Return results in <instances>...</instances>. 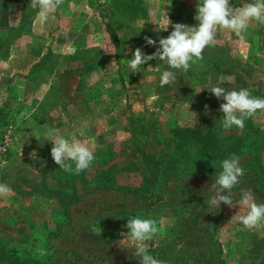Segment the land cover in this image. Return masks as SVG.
Instances as JSON below:
<instances>
[{
	"label": "rangeland",
	"instance_id": "obj_1",
	"mask_svg": "<svg viewBox=\"0 0 264 264\" xmlns=\"http://www.w3.org/2000/svg\"><path fill=\"white\" fill-rule=\"evenodd\" d=\"M80 1L77 14L86 15L85 4L92 8L94 33L102 22L114 27L121 17L117 11L125 10L118 0ZM30 2L0 0V183L12 189L0 197V264H140L126 227L135 217L157 221L160 231L147 242L148 254L164 264H264V228L249 231L228 223L244 192L264 203V181L258 179L264 110L246 119L243 130H225L219 111L225 101L209 91L246 88L264 98V50L248 58L226 50L221 65L211 62L212 69L195 75L201 84L191 85L186 72L173 70L177 82L161 87L162 72L171 69L152 60L133 73L128 47L106 32L88 52L64 55L76 68L60 70L51 50L59 17L55 12L41 25ZM236 2L239 7L253 0ZM77 20L80 28L85 19ZM257 26L264 32V25ZM160 38L154 39L157 45ZM141 48L149 55L156 51ZM48 75L50 84L41 87ZM223 79L231 83L220 84ZM137 119L146 128L145 149L158 162L148 171L130 138ZM202 125L214 132L202 133L203 147L228 136H243L251 146L223 159L203 155L195 145L179 149L177 129ZM55 129L94 150L89 169L76 175L55 164L48 140ZM233 155L246 169L240 183L224 193L235 205L213 206L211 184L222 161ZM164 168L169 176L163 188ZM37 248L49 254L39 256Z\"/></svg>",
	"mask_w": 264,
	"mask_h": 264
},
{
	"label": "clouds",
	"instance_id": "obj_2",
	"mask_svg": "<svg viewBox=\"0 0 264 264\" xmlns=\"http://www.w3.org/2000/svg\"><path fill=\"white\" fill-rule=\"evenodd\" d=\"M63 0H31L29 7L38 9L36 19L44 25L56 12ZM167 23L159 25L157 31H172L166 38L157 41L145 36L144 41L148 46H155L156 51L146 54L141 47L132 51L129 67L133 73L141 72L145 64L152 60L163 61L169 69L162 72L160 86L172 85L177 82V72L189 71L197 61L203 60L204 50L217 44V34L220 30H229L236 37L243 40L250 22L256 21L264 25V0H253L243 6L235 7L231 0H200L196 6L194 20L195 26L184 23L173 24L167 17ZM106 50V49H105ZM107 51V50H106ZM108 52V51H107ZM216 98L225 102L220 104L219 111L223 113L222 127L230 130L234 126L240 130L245 127V120L254 117L258 110H264V98L253 96L246 88L226 91L223 87L212 86L209 90ZM207 105L205 108L207 109ZM52 142L51 157L60 169L67 173L79 175L90 168L96 159L94 150L84 142L76 139H67L55 129L49 133ZM74 166V167H73ZM215 182L211 184L214 195L210 204L218 206L223 203L232 208L235 203L225 191H231L240 183V177L246 169L240 166L239 157L233 155L224 159ZM12 189L5 183H0V197H7ZM240 210L234 214L228 223L241 224L249 231L264 228V203H257L252 192H244L239 203ZM246 209L242 214L241 210ZM127 229L131 241L135 242L134 256L138 257L140 264H164L163 261L148 254L149 244L160 229L157 221L151 218L135 217L127 220ZM264 237V232L260 233ZM36 254L47 256L49 253L44 248H37Z\"/></svg>",
	"mask_w": 264,
	"mask_h": 264
},
{
	"label": "crops",
	"instance_id": "obj_3",
	"mask_svg": "<svg viewBox=\"0 0 264 264\" xmlns=\"http://www.w3.org/2000/svg\"><path fill=\"white\" fill-rule=\"evenodd\" d=\"M120 5L125 7L123 12H119L121 16L116 22L114 27H111L108 23L102 22V30L99 29L94 33L95 23L92 16V8L90 9L87 4L82 12L86 15L77 14L78 5L81 4L80 0H63V3L56 10V15L59 17L60 22L57 32L54 33V42L51 48L54 57L56 58L57 69L63 70L68 68H76L69 65L64 59V55L71 54L78 49L85 48V52H88V48L98 42L97 37L101 38L104 33H108L107 28L113 30L116 40L119 44L125 45L127 53H131L137 47L136 45L148 46L145 44L143 35L146 33L148 37L156 39L158 35L162 38H166L172 31L171 25L168 27V31H157L159 25L167 23L166 17L173 23H184L190 26H195L198 21L194 20L196 14V6L200 0H118ZM237 0H231L232 4H237ZM123 2V3H122ZM202 2V0H201ZM58 12V13H57ZM126 12V13H125ZM85 19L84 23L78 28V18ZM100 22V21H99ZM106 25V26H105ZM99 32L100 36H99ZM143 32V33H142ZM106 33V34H107ZM43 35L42 40L45 41L46 35ZM217 44L213 47H207L204 50V59L197 61L193 64L189 71H187V78L189 84L199 85L201 82L195 77L204 73L207 69L213 67L207 64L214 62V68H217L218 64L221 65L223 58L227 56V51L233 52L236 55L250 57L252 54H263L261 50H264V32L258 29L257 22L252 21L246 30L245 38L239 39L229 30H220L217 34ZM48 39V38H47ZM101 43L103 41L101 40ZM151 47V46H149ZM103 50V47L100 48ZM227 50V51H226ZM231 50V51H230ZM216 63V64H215ZM192 73V75H191ZM46 76L44 78L41 87H46L50 84V79ZM220 84H228L230 80L223 79ZM219 83V82H218ZM48 87V86H47ZM44 88H42L43 90ZM47 89H44L46 92Z\"/></svg>",
	"mask_w": 264,
	"mask_h": 264
},
{
	"label": "trees",
	"instance_id": "obj_4",
	"mask_svg": "<svg viewBox=\"0 0 264 264\" xmlns=\"http://www.w3.org/2000/svg\"><path fill=\"white\" fill-rule=\"evenodd\" d=\"M110 32V36L112 39L116 40L115 35L113 33V30L111 28H107ZM3 119V118H1ZM177 133L179 134L178 138L176 139V144L179 149L183 148L188 149L189 145H195L196 149L199 153L206 155L208 154L209 157H216L217 159H223L229 155H232L239 150L243 148L250 147L251 145H246L244 141H247L244 139V137L239 136H228L227 138H218L213 141H205L204 147L202 146V143H200L202 133H214L213 131L209 130L205 126H201L200 128L197 127H179L177 129ZM146 134V128L145 125L140 120H135L131 122L130 125V138L131 141L139 155L141 164L143 168L148 171L149 169L156 168V165L158 164L157 161H154L152 157L148 154V152L145 149L144 142H143V136ZM207 156V155H206ZM261 171L260 178L264 181V165H259ZM161 177H163V188L165 181L168 180L169 174L167 173V168L162 169L161 171ZM159 182V181H157ZM159 183H156V189L160 188ZM159 199V194L155 195V200Z\"/></svg>",
	"mask_w": 264,
	"mask_h": 264
}]
</instances>
